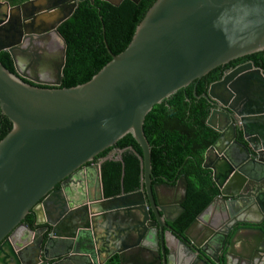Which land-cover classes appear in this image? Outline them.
<instances>
[{
    "label": "water",
    "instance_id": "95a60500",
    "mask_svg": "<svg viewBox=\"0 0 264 264\" xmlns=\"http://www.w3.org/2000/svg\"><path fill=\"white\" fill-rule=\"evenodd\" d=\"M77 1L0 0V53L10 54L16 72L0 61V109L12 123L0 142V264H108L115 256L120 264H171L164 226L184 212L189 186L185 176L154 185L146 118L214 70L264 52V0H156L128 48L115 56L105 42L112 61L68 89L58 29ZM201 97L215 108L207 124L220 134L203 167L220 193L180 240L178 264H191L189 255L217 263L208 248L227 246L233 221L259 224L251 215H264L263 70L241 65ZM128 135L143 151L145 193L106 198L101 184L94 197L102 166L92 163ZM31 213L46 226L40 236L24 223ZM200 227L206 232L196 241Z\"/></svg>",
    "mask_w": 264,
    "mask_h": 264
},
{
    "label": "trees",
    "instance_id": "16d2710c",
    "mask_svg": "<svg viewBox=\"0 0 264 264\" xmlns=\"http://www.w3.org/2000/svg\"><path fill=\"white\" fill-rule=\"evenodd\" d=\"M17 6L24 0H8ZM156 0H143L135 4L125 0L115 7L103 0H80L73 16L64 22L59 32L67 42L66 66L61 88H74L89 82L112 61L113 55L124 52L134 37L137 27ZM107 42V45L106 43ZM1 63L15 72L11 56L0 53ZM251 62L264 72V52L239 59L218 68L189 87L178 91L170 99L157 105L147 116L145 135L152 148V179L154 184H176L181 176L188 182V197L184 204L182 229L188 226L219 195L211 170L203 167L205 155L220 137L207 121L213 107L201 96L210 86L223 79L227 70ZM194 92L199 97L194 96ZM12 130V123L0 109V142ZM116 157H108L113 149L102 153L106 158L102 167L104 195L113 198L139 191L143 186V151L131 135L115 147ZM36 229V216L31 213L24 221ZM108 264H119L112 259Z\"/></svg>",
    "mask_w": 264,
    "mask_h": 264
},
{
    "label": "flooded vegetation",
    "instance_id": "af4514ba",
    "mask_svg": "<svg viewBox=\"0 0 264 264\" xmlns=\"http://www.w3.org/2000/svg\"><path fill=\"white\" fill-rule=\"evenodd\" d=\"M28 1L29 0H24L21 4L27 3ZM79 3H80V0H78L76 3H71V4L67 5L66 7L71 8L72 6H74V4H76V8L74 10V13H75L76 9L79 6ZM21 4H19V5H21ZM48 4L49 3H40L39 7L40 6L46 7V6H48ZM53 12L54 11H51L50 13H53ZM247 63H251V62H247ZM247 63H245V64H247ZM242 65H244V64H242ZM230 71H232V70H227L225 72V74L229 73ZM214 109L215 108H213V110ZM116 150L117 149L113 148L112 152L109 154L108 157H116L118 155V153H116ZM99 156L95 159V161L92 164L101 165L103 167V163L106 161V158H102ZM163 183L164 182L154 184V185H159V184H163ZM101 184L103 185V192H104L103 180H102V183H100L97 180V178H94L91 181V191H92V194L94 195V197H96L97 194L101 191V189H102ZM176 184H173V185H176ZM56 189L58 190V189H60V187L57 186ZM141 191H143L145 193V186L144 185L141 187V189L139 191H137L135 193H138ZM187 197H188V195H187ZM85 198L88 199V195L85 196ZM216 198H214V199H216ZM146 199H147V197H146ZM186 201H187V199H186ZM186 201L183 203V207H184V204L186 203ZM87 212L88 211L85 212V210H81V213H87ZM184 213H185V207H184V212L181 214L180 217H178L176 219V221L174 223H168L166 226H164L165 227L164 233H165V238H166L167 247H168L166 257L170 259L171 264H178L177 263L178 262V254H179L178 249L180 246L179 242L181 239L184 242L188 241V239L184 236V234L187 230L190 229V226L198 218L197 217L191 223V225L188 226V228L186 230H183L182 224H183L184 220H183L182 216ZM263 213H264V211H263ZM251 216H252V217H250L251 219H256L260 223L259 224H243V223H238L237 221L234 220L233 221L234 222L233 223V225H234L233 231L234 232L228 236L227 246L221 250H219V247L217 244L215 245L214 243H212V245L209 246L208 251L212 254L213 259L215 261H217V263H215V262H213V260L209 259L208 262L210 264H250V259H252L254 257L256 258V260L258 258V264H264V251H262V249L264 248L263 247L264 246V215H262L261 213H256V214H253ZM250 218H247V219H250ZM35 226H36V224H35ZM36 227L37 228L35 229V231L39 232L38 235L40 236L41 230L45 229L46 226H36ZM205 229L206 228L200 227V229L198 228L197 230H195V233L197 231V236H196V234H194V239L196 241H199L202 238V236L206 232ZM237 231H239V233H238L237 237L235 239H233L234 243L231 247V245H230L231 241L230 240H232L234 233ZM189 233H191V235H192V232L190 230H189ZM48 235H49V231L44 233L43 237L45 239H47ZM211 239H212V242H214L215 238H213V235H212ZM207 243H208L207 241L204 242V244H207ZM187 257H191L193 259V260H191L192 261L191 264H201L200 262L197 261L198 258H195L192 255H189ZM115 258H117L119 260V264H120L119 257L115 256L113 258V260Z\"/></svg>",
    "mask_w": 264,
    "mask_h": 264
}]
</instances>
